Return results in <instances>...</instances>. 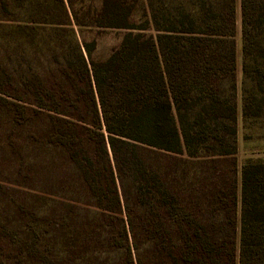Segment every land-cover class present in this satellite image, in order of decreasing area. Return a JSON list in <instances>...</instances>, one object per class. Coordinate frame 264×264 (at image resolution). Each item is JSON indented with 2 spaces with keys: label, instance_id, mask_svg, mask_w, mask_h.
Masks as SVG:
<instances>
[{
  "label": "trees",
  "instance_id": "1",
  "mask_svg": "<svg viewBox=\"0 0 264 264\" xmlns=\"http://www.w3.org/2000/svg\"><path fill=\"white\" fill-rule=\"evenodd\" d=\"M235 1L146 0V19L135 24L130 6L102 0L92 23L124 30L119 46L94 61L91 46L83 44L84 55L78 44V66L68 63L62 82L48 84L42 93L29 85L20 88L19 100L35 117L48 120L44 139L64 148L79 187L101 216L115 219L112 232L103 234L108 245L126 241L116 264H140L138 249L145 241L152 255L170 264H264V160L241 166L238 221L229 184L197 223V216L150 183L155 178L145 177L138 153L141 146L189 159L235 154ZM240 8L246 77L250 66L264 63V0H240ZM26 91L32 92L30 99ZM131 190L136 212L128 205ZM27 246L26 256L14 255L12 264H58L28 252L33 242Z\"/></svg>",
  "mask_w": 264,
  "mask_h": 264
},
{
  "label": "rangeland",
  "instance_id": "2",
  "mask_svg": "<svg viewBox=\"0 0 264 264\" xmlns=\"http://www.w3.org/2000/svg\"><path fill=\"white\" fill-rule=\"evenodd\" d=\"M118 1L131 7L130 22L145 21L146 0ZM235 2V154L189 159L185 154L138 147L139 160L147 170L145 177L155 178L150 183L157 191L173 196L175 206L197 216V223L203 222L200 216L206 207L217 203L215 195L229 191V184L236 195L238 221L241 166L247 160H264V63L250 66L246 77L243 75L240 0ZM101 3L0 0V264L15 263L14 255L24 258L31 242L35 248L28 252L38 251L58 264H116L126 247L123 239L118 244H105L103 232H112L115 219L101 216L93 198L79 187L77 172L64 148L44 139L47 118L35 117L29 104L18 98L22 85L42 93L48 84L62 82L68 63L74 69L78 66V44L84 55L83 44L91 46L94 61L106 59L119 46L124 30L98 29L92 23ZM242 86L246 90V117L242 116ZM31 91H26V98L32 97ZM129 197L128 205L138 211L132 190ZM132 250L135 254L133 244ZM138 253L140 264H170L152 255L146 241Z\"/></svg>",
  "mask_w": 264,
  "mask_h": 264
}]
</instances>
